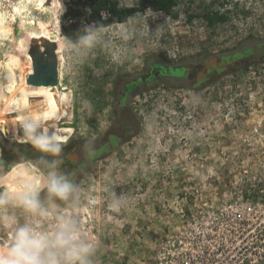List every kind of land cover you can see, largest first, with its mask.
Listing matches in <instances>:
<instances>
[{"label": "rangeland", "instance_id": "rangeland-1", "mask_svg": "<svg viewBox=\"0 0 264 264\" xmlns=\"http://www.w3.org/2000/svg\"><path fill=\"white\" fill-rule=\"evenodd\" d=\"M65 1L0 0V138L28 155L6 160L8 169L38 159L17 140L22 113L42 115L45 131L61 138H96L119 75L139 72L148 58L199 62L264 37V0H178L169 12L147 9L108 25L131 22L137 35L117 59L98 52L69 79L61 44L88 24L62 19ZM216 12L226 18L208 24L203 16ZM45 49L55 51L58 84H28L34 54ZM134 101L136 133L78 181L100 198L87 218L102 242L97 264H264V59L195 87L159 85ZM6 175L0 168V183ZM105 188L131 198L121 213L106 210Z\"/></svg>", "mask_w": 264, "mask_h": 264}, {"label": "clouds", "instance_id": "clouds-1", "mask_svg": "<svg viewBox=\"0 0 264 264\" xmlns=\"http://www.w3.org/2000/svg\"><path fill=\"white\" fill-rule=\"evenodd\" d=\"M136 35L131 22H97L83 26L75 39L65 36L59 53L65 76L78 77L98 52L117 59L115 53L125 50ZM17 127L38 159L23 158L10 169L0 164L7 171L0 183V264H97L102 242L89 231L87 218L100 198L62 170L67 138L45 131L43 116L31 112L21 114ZM86 147L93 154V148ZM104 192L111 214L130 203V197L114 189Z\"/></svg>", "mask_w": 264, "mask_h": 264}, {"label": "flooded vegetation", "instance_id": "flooded-vegetation-1", "mask_svg": "<svg viewBox=\"0 0 264 264\" xmlns=\"http://www.w3.org/2000/svg\"><path fill=\"white\" fill-rule=\"evenodd\" d=\"M214 57L220 58V61L211 63V68H207L208 62ZM253 59H264V37L261 40H252L251 43L242 45L232 53H217L199 62L168 64L155 57L153 61L148 62V58L139 72L128 76L119 75L114 80L108 126L96 138L73 136L69 139L64 149L65 163L62 170L74 175L79 181L98 160L106 158L110 153L121 148L138 130L137 108L133 104L134 100H139L140 96L145 95L146 92H151L159 85L180 87L182 81L186 84L191 82V87H195L214 73L241 67ZM224 60H227V63L224 64ZM167 80L170 83H167ZM1 145L3 158L0 164L4 165L6 160L15 155L28 156L16 144L2 140ZM87 145L93 148V154H89ZM33 154L38 157L35 150Z\"/></svg>", "mask_w": 264, "mask_h": 264}, {"label": "trees", "instance_id": "trees-1", "mask_svg": "<svg viewBox=\"0 0 264 264\" xmlns=\"http://www.w3.org/2000/svg\"><path fill=\"white\" fill-rule=\"evenodd\" d=\"M178 0H137L133 6H121L117 0H67L62 19L71 25L83 22L84 24L102 23L105 26L125 22L130 16L150 9L155 12H169ZM86 9H82V5ZM208 24L223 21L226 17L223 14H205L203 16ZM153 61L149 58L148 62ZM167 83H170L168 80ZM181 86H187L181 82ZM2 131V130H1ZM18 141H23L17 139ZM2 139L0 138V144Z\"/></svg>", "mask_w": 264, "mask_h": 264}, {"label": "water", "instance_id": "water-1", "mask_svg": "<svg viewBox=\"0 0 264 264\" xmlns=\"http://www.w3.org/2000/svg\"><path fill=\"white\" fill-rule=\"evenodd\" d=\"M47 46V45H46ZM46 52H42L37 50L34 54V62L35 67L33 70V74H29L26 77V82L28 84H34L37 86L40 85H50V86H56L58 84V74H57V66L54 59L55 51L45 49ZM45 54L44 62H39L40 57L42 54ZM220 61V58L214 57L212 58L208 64L207 68H211V63H218ZM224 64L227 63V60H224Z\"/></svg>", "mask_w": 264, "mask_h": 264}, {"label": "bare ground", "instance_id": "bare-ground-1", "mask_svg": "<svg viewBox=\"0 0 264 264\" xmlns=\"http://www.w3.org/2000/svg\"><path fill=\"white\" fill-rule=\"evenodd\" d=\"M46 3L48 4V3H49V0H47ZM15 64L17 65V63H15ZM12 68H13V71H14V70H15V67L12 66ZM21 81H22V80L20 79V84H21ZM15 82H16V79H15ZM18 93H19V95H20V98H19V99L21 100V98H22V92H21V89H20V91H18ZM20 133H22V132H20ZM11 137L14 138V137H16V136H11Z\"/></svg>", "mask_w": 264, "mask_h": 264}]
</instances>
